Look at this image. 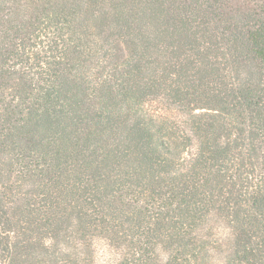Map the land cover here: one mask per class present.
Here are the masks:
<instances>
[{
    "label": "trees",
    "instance_id": "16d2710c",
    "mask_svg": "<svg viewBox=\"0 0 264 264\" xmlns=\"http://www.w3.org/2000/svg\"><path fill=\"white\" fill-rule=\"evenodd\" d=\"M99 242L264 264V0H0V264Z\"/></svg>",
    "mask_w": 264,
    "mask_h": 264
},
{
    "label": "rangeland",
    "instance_id": "374dc122",
    "mask_svg": "<svg viewBox=\"0 0 264 264\" xmlns=\"http://www.w3.org/2000/svg\"><path fill=\"white\" fill-rule=\"evenodd\" d=\"M97 249V264H115V254L113 252H110L104 242H99L97 245Z\"/></svg>",
    "mask_w": 264,
    "mask_h": 264
},
{
    "label": "clouds",
    "instance_id": "9594fccd",
    "mask_svg": "<svg viewBox=\"0 0 264 264\" xmlns=\"http://www.w3.org/2000/svg\"><path fill=\"white\" fill-rule=\"evenodd\" d=\"M117 259H119V254H117Z\"/></svg>",
    "mask_w": 264,
    "mask_h": 264
}]
</instances>
